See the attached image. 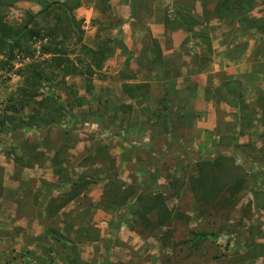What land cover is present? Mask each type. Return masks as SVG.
<instances>
[{
  "label": "crops",
  "instance_id": "crops-1",
  "mask_svg": "<svg viewBox=\"0 0 264 264\" xmlns=\"http://www.w3.org/2000/svg\"><path fill=\"white\" fill-rule=\"evenodd\" d=\"M171 1L158 0L152 2L151 6L148 4L146 11H137L139 6L136 0H113L118 14L124 19L119 29V45L114 46L106 55L103 66L105 77L94 79L93 86L98 84L103 97L115 94L121 97L122 103L130 104L133 118L126 125L125 132L119 130L113 136L107 131L97 133L94 124L84 123L85 126L91 127V131L95 130L97 135L86 140L81 139L80 135L73 137L74 149L70 147L69 151L73 156H77L78 161H67V166L65 165L67 184L63 193L79 178L86 177L93 182L58 212L46 210L50 198L63 195L61 189H57L58 186L50 184L42 189V197L44 193L48 194L46 200L42 198L28 209L20 208L19 213L15 211L17 201H13L11 210L0 212V254L9 256V259L0 261V264H13L15 255L17 259L21 258L22 264H61L60 256L64 257V264H69L72 259L69 257V249L61 247L52 239V231L64 235L69 241L67 245L77 247L79 264H82L80 260L85 261L86 257H93L92 264H108V260L104 263L100 260L110 258L111 255L119 258V264H156L159 261L154 235L164 231V228H158L153 234L142 237L131 229L130 221L127 224L129 215L126 220H122L118 212L116 214L119 217L113 210L97 204L103 193V180L106 178L115 177L124 182H131V178L135 177L136 183L144 181L147 177V166L138 162L137 153L141 151L133 145L149 143L153 138V131H157L153 118H141L142 112H150L148 115L152 117L150 101L144 102L141 97L129 98L123 92L122 85L147 83L150 85L151 97H180V106L170 108L180 114L178 119L174 117L169 123V129H176L181 124V118L186 119L184 112L189 108L194 113L191 114L194 120L189 119L187 126L207 130L206 135H211L212 138L209 142L215 143L221 134H232L237 130L239 117L237 109L231 108L230 111L227 104L228 95L221 81L240 82L242 96L248 90L253 91L255 96L264 94V73L257 72L254 68L255 63L264 62V47L260 35L255 30L242 28L241 25L210 22V27L205 29L210 41L209 61L207 67L198 72L192 66L197 68L196 62L205 64L200 60L206 45L199 38L195 44L191 41L184 43L186 33L182 29L173 31L165 27L164 15ZM139 16H144L142 23L138 20ZM156 47L161 56V63L156 60ZM195 53L196 56H193ZM253 77L258 78L257 84L253 82ZM66 81L67 84H76L79 93L85 92L84 76L70 75L66 77ZM188 96H195V99L192 101ZM260 121L261 113L257 111L253 119V129L260 126ZM154 134L156 135L155 131ZM158 134L163 140H169L170 135L162 129L158 130ZM64 140V136H60L56 144L62 145ZM40 141L33 140L36 143ZM101 145H105L114 157V169L107 161L97 162L93 166L81 165V161ZM0 166L5 190L17 189V193L24 194L28 191L27 186L31 179L38 177L37 182L42 183L39 181L41 164L24 167L10 157L0 156ZM45 175L53 177L49 169L45 170ZM161 192L166 194L167 188H163ZM58 218L60 222L57 226L47 228L52 222L58 223ZM111 231L114 232L110 236ZM114 236L118 240L115 248H110L109 244L105 247V242L109 243L107 239ZM102 255L105 258L100 259ZM7 260L12 263H7ZM109 262L114 263L110 260Z\"/></svg>",
  "mask_w": 264,
  "mask_h": 264
},
{
  "label": "rangeland",
  "instance_id": "rangeland-1",
  "mask_svg": "<svg viewBox=\"0 0 264 264\" xmlns=\"http://www.w3.org/2000/svg\"><path fill=\"white\" fill-rule=\"evenodd\" d=\"M52 1L62 2L64 0H15L11 6H4L1 8V13L4 17V20L12 25H21L25 23L27 19L26 12L28 10L34 13L41 11L35 17V23L38 29H41L40 32L42 34L41 36H43V39L31 40L29 42L28 51L26 50L25 52L24 50L20 52L18 50H14V57L11 58V60H7V63L4 65L0 64V118H3L5 115H11V112L7 111V107L14 105L16 108H20L17 89L22 82V78L18 75V70L31 61H39L42 58L48 57L47 55L40 53L42 44L52 42L57 45L56 47L65 51V54H62L63 56L65 55L66 57L67 55L72 60L83 58L89 62V55L83 50L84 46L88 47L89 49L97 50L99 49L100 45L106 44L111 47V52L114 46L119 45L117 44L119 29L122 25V22H124V19L118 14V9H116V4L113 2V0H79V6L72 9L59 6L57 4H52L51 7L42 10L46 3H50ZM136 1L137 6H139L137 11H146L148 4L151 6L152 2H158V0ZM173 1L178 3L177 5L178 8H180V11L184 13H192L196 18L202 19L201 5L198 0H172L170 2L171 5L168 6L169 9H171ZM252 13L256 16H264V0L255 1ZM134 17L137 18L138 16ZM143 18L144 16H139L138 20L139 22L141 20L140 23H142ZM213 21L222 23L221 25H225V23L230 26L239 25L237 18L235 20H214L212 18L204 24L203 28H200V31H202L201 33L207 34L208 32H205V29L210 27L209 23ZM49 33L51 34L50 36H48ZM207 35L209 37V34ZM259 38L262 41L261 43L264 47V35L259 36ZM203 44L206 45V47L203 49V55L201 56L200 61L205 64L200 65L193 60L196 62L195 64H197V68H195V66L192 67L198 72L202 68H206L207 62L209 61L208 53H210V49L207 43ZM196 54L197 53H195L193 56H196ZM1 59L5 60L4 58ZM156 60L157 62L161 63L160 53L158 56H156ZM254 68L257 69V72L264 73V62L255 63ZM66 77L64 78L66 84H62L60 82L62 79L60 76L57 77L58 81H55L56 84L54 91L56 95L60 97V100L65 104L67 102H71L72 107L68 110V113L64 114L61 122L56 124L53 129H51L46 134L28 130L24 135H22V137L15 139H13L10 133L0 130V156L9 158V151L15 150L14 152H16L18 155H21L22 151L24 152V160H27L29 158L28 152H30V150L26 148V146L24 147L23 142H25V139L31 141H40V138L45 136L47 139L46 141L48 142L47 148H44L42 145L40 147V149L47 152L45 157L39 163L42 165L40 169L41 174H39V181L42 183L37 182L38 177L31 179L28 182V191H26L24 194L17 193V189L5 190L2 185V166H0V212L11 210V204H13V201H17V207L15 211L16 213H19L20 208L28 209L34 205L36 201H39L42 198L46 200L48 194L44 193L43 197L41 194L42 189L46 187L47 184H54L58 186L57 189H61V193H63L64 186L67 184V181H65L67 166L66 163L67 161H78L77 156H73V154H71L69 151L70 147H74V144L72 143L73 137L75 135H80V137H82L81 139L86 140L89 138H94V136L97 135L96 132H94L95 130L91 131V127L84 125L85 122L94 124L97 127V133L107 131L109 132L108 134L110 136H113L119 131L111 132L109 129L101 130L99 124L95 122V118L91 117L87 113L99 108L100 111L105 113L104 119L107 120L109 117L111 118L114 116L116 125H119L117 121L121 119H124L125 121L128 120L126 122V124H128L133 118L132 108L130 112L127 113L123 112V110L119 108L120 105L125 104L122 103L121 97L115 94L107 97L101 96L98 84L93 86V90L90 94L85 95V92L81 94L76 89V84H67ZM103 77H105V75L102 67L100 72L94 76V79L100 80ZM253 80V82L257 84L258 78L253 77ZM221 82L223 87V82L225 81ZM47 87L49 86L47 83H45L43 87L45 91L48 90ZM75 90L78 91L79 95L85 96V99L82 100L83 104H81V106H78L79 104L77 103V96L73 93ZM238 91L241 95L242 90ZM257 91L258 90H256V92ZM253 94H255L253 91L248 90L242 97L247 101H253L257 97ZM227 97V104L230 107V111L231 108L237 109L233 104L234 102L232 97L229 95ZM142 99L144 102H148V100L150 101L149 104L152 108V117L148 115L150 112L148 114L142 112L141 118L146 120H151V118H153L155 120L157 131L154 130L156 135L153 131V138L149 143H145L143 145H133L138 151H141L139 153L136 152L137 157H139L138 162L141 164L144 163V165L147 166V177L144 178L143 182L138 184L140 185L141 189L151 191L153 193L163 194L161 190L163 188H167V192L164 195L167 196V204L169 207H179L190 216L189 222H187V224H177L174 227V234L170 239L164 241L162 240V235L164 234L165 230L159 231L154 235L155 246L159 251V261L156 264H160V261L166 258H169L173 264H264L263 258L247 257V259L238 262L239 258L241 257V253L246 251L247 244L251 237L250 230H254L251 228V226H259L261 229L264 228V210L262 208L255 207L252 200L253 190L264 191V175L262 174V176H254V174L256 175V173L264 170V166L253 161V158H258L261 156V153L258 152V149L261 148L264 143V138L261 136L262 122L260 121V126L254 127V129L252 123L251 132H246L245 135L239 137V143L250 140L252 145L255 147V150L252 147L246 148L245 154L243 156L237 153L233 148L227 150L218 149L217 147L221 135H235L238 132V123L237 130L234 133H223L220 135L218 142H209V140L212 138L210 133V136L206 135V133H208L207 130H198L195 128H189V126H187V124H189V119L194 120V117L191 115L194 113H192L189 108L186 112H184L187 116L186 119L181 118V124H179L176 129H169V123L173 121L174 117L177 119L179 118L180 112H173L170 108L173 106H180V97L161 95L152 97L148 96ZM188 99L193 101L195 96H188ZM197 99H199V97ZM105 102L107 103L106 105ZM31 107L32 105L21 108L16 115L14 114L15 117H26L30 113ZM105 109H107V111H105ZM82 115H87L88 118H90L85 122H81ZM7 127L9 126L7 125ZM161 129L165 133H168L167 129H169V140L168 138L166 140L160 138L158 130ZM120 130L125 132V128ZM204 135L206 137H204ZM60 136H64L65 140L64 144L58 146L56 142ZM217 149L225 155L234 157L236 163L243 167L247 173L246 189L243 193V196L234 210L230 213V216L225 220L219 219L218 215L199 216L196 201L192 198L188 189V177L194 174L192 161L198 159H211L215 155V151ZM58 150L62 151V153L57 156L56 159H63V180H57V178L54 176L52 177L45 175V170L49 169L52 172L50 158L53 156V153ZM84 159L81 161V165L83 166H91L95 163L91 162V160H87L85 162ZM175 168H178V170L176 171L174 183L176 184L177 188L181 184V189L178 196L172 195L174 190L170 187V179L167 177V174L173 171ZM149 178L152 180H148ZM163 178L165 183H163ZM112 212L115 214L117 213V211ZM117 214L119 215V213ZM118 215L117 217L120 216ZM60 220L62 219L60 218ZM57 222L58 223H50V221H48L50 224H48L47 228L49 226H57L60 222L59 218L57 219ZM200 231H211L212 233H217V231L220 232L217 236L215 235L214 238H209L208 240L200 243L197 249H194L192 246H190L189 240L192 239L193 233ZM113 232L114 231L110 232V236L113 234ZM253 234L257 235V233ZM107 240L109 243L105 242V247H107L106 245L109 244V246L111 245L110 248H115V246L118 244V240L115 236ZM255 240L258 243H264V240H261L258 237H255ZM69 247H72V245L68 244L67 248ZM69 252V257L73 258V251L69 249ZM5 258L9 259V256L6 257L4 254H0L1 262L5 260ZM60 258L61 264H64V257L60 256ZM102 258L105 257L102 255L100 259ZM13 259L15 260L13 264L23 263L20 261V257L17 259V255L13 256ZM16 259L18 261H16ZM91 260H93V257H86V260H82V262L80 260V263L92 264ZM107 260L112 261V263L114 262L113 264H119V258L115 255H111L110 258L107 257L105 260L102 259L100 262L103 261L104 263ZM8 262L12 263L11 260H7V263Z\"/></svg>",
  "mask_w": 264,
  "mask_h": 264
},
{
  "label": "trees",
  "instance_id": "trees-1",
  "mask_svg": "<svg viewBox=\"0 0 264 264\" xmlns=\"http://www.w3.org/2000/svg\"><path fill=\"white\" fill-rule=\"evenodd\" d=\"M14 1L15 0H0V57L5 59L3 60L0 58V64L2 65L6 64L7 60H11V58L14 57V50L20 52L25 50L26 52V50L28 51L29 42L31 40L43 39L40 32L41 29H38L35 23V17L41 11L34 13L28 10L26 12L27 19L25 23L21 25H12L4 20L1 8L4 6H11ZM198 1L201 5L202 19L196 18L192 13L180 11L177 5L178 3L175 1H173L171 9L168 7L165 11V27L173 31L179 28L182 29L186 33L184 43L191 41L195 44L199 38L203 43H207L210 49L209 37L206 33H201L202 31H200V28H203L204 24L212 18L214 20H235L237 18L238 24L241 25L242 28L246 30H255L260 36L264 35V16H256L252 13L256 0ZM52 4L72 9L79 6V0H64L62 2L52 1L46 3L42 10L51 7ZM132 7L134 9V5ZM50 35L49 33L48 36ZM56 46L57 45L52 42L42 44L40 53L48 57L42 58L39 61H31L18 70V75L22 78V82L17 89L20 108H16L14 105L7 107V111L11 112V115H5L3 118H0V130L10 133L13 139L22 137L28 130L46 134L53 129L56 124L61 122L64 114L69 112L68 110L71 109L72 105L71 102L65 104L60 100V97L56 95L54 87L56 84L55 81H58L57 77L60 76L62 78L60 82L66 84L64 79L66 76H84L85 95L90 94L93 90L94 76L102 69L106 55L111 50V47L106 44L100 45L97 50L89 49L84 46L83 50L89 55V62L83 58L72 60L67 55L65 57V55H62L65 54V51ZM156 49V56H158V48L156 47ZM45 83L49 86L47 87V91L43 88ZM223 87H225L227 94L232 97L233 104L239 112L238 132L235 135H221L217 147L218 149L227 150L233 148L237 153L244 156L246 148L252 147L255 150V147L250 140L239 143L238 139L245 135L246 132H251L253 119L257 111L261 113V136L264 138V94L258 95L253 101H247L243 99L238 91L241 88L240 82L225 81L223 82ZM122 90L131 99L138 97L146 98L149 96L150 85L147 83H124L122 85ZM73 93L77 96L78 106H81L85 96L79 95L77 90L73 91ZM106 104L105 102V105ZM30 105H32L31 111L26 117H15L21 108ZM119 108L127 113L130 112L132 107L129 104H124L120 105ZM105 111H107V109H105ZM87 114L95 118V122L99 124L101 130L109 129L111 132L124 129L128 121L121 119L117 121L119 125H116L115 117H109L107 120L104 119L105 113L100 111L99 108ZM89 118L87 115H82L81 122H85ZM7 125L9 127H7ZM167 130L169 133V129ZM46 140L45 136H42L41 141L38 143L25 139V142H23L24 147L26 146V148L30 150L27 160H24V152L22 151L21 155L14 152L15 150L9 151L8 155L18 165L32 167L39 164L45 157L47 152L40 149V147L41 145L44 146V148L48 147V142ZM218 149L211 159H198L192 161L194 174L188 177V189L192 198L196 201L199 216L218 215L219 219L225 220L230 216V213L234 210L243 196L246 189L247 173L243 167L236 163L234 157L225 155ZM93 151V154H90L84 159L85 162L87 160H91V162L95 163L107 161L111 168L114 169L115 159L109 153L105 145L98 146ZM258 152L261 153V156L253 158V161L264 166V143L262 147L258 149ZM61 153L62 151H55L50 158L52 173L57 180H63L64 177L63 159H56ZM177 170L178 168H175L167 174V177L170 179V187L174 190L173 196H178L181 189V184L177 188L174 183ZM262 174L264 175V170L256 173V175L254 174V176H262ZM92 182V179L86 177L79 178L72 182L69 186V190L64 193V195L50 199L46 210L54 213L58 212L68 202L79 196V194H81ZM51 186L56 187L54 184H51ZM252 200L255 207L264 210V191L253 190ZM97 204L104 208L117 211L122 220H126L127 215H129L130 220L127 221V224L130 221L132 225L131 229L141 236L151 235L158 228H164L165 232L162 235L163 241L172 237L174 234V227L177 224H187L190 219V216L181 208L169 207L166 195L141 189L134 177L131 178V182H124L115 177L104 179L103 193ZM251 228L254 230H250L251 237L247 244L246 251L241 253L238 262L247 259V257L264 259V243H258L255 240V237L264 240V228L261 229L259 226H251ZM219 232L220 231H217V233L200 231L193 233L192 239L189 240L190 246L197 249L200 243L209 238H214ZM253 233H257V235ZM52 239L61 247L73 251L74 257L70 260L69 264H79V254L76 246L73 245L67 248L68 239L57 231H52ZM107 263L111 264L109 261ZM160 264L173 263L169 258H166L161 260Z\"/></svg>",
  "mask_w": 264,
  "mask_h": 264
}]
</instances>
